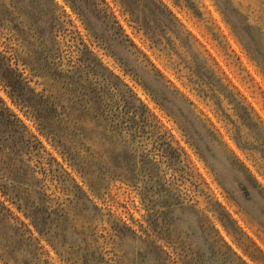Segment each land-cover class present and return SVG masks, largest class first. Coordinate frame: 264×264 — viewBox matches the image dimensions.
<instances>
[{"label":"clouds","instance_id":"9594fccd","mask_svg":"<svg viewBox=\"0 0 264 264\" xmlns=\"http://www.w3.org/2000/svg\"><path fill=\"white\" fill-rule=\"evenodd\" d=\"M173 8L206 14L227 59L262 73L259 115ZM0 264H264V0H0Z\"/></svg>","mask_w":264,"mask_h":264},{"label":"rangeland","instance_id":"374dc122","mask_svg":"<svg viewBox=\"0 0 264 264\" xmlns=\"http://www.w3.org/2000/svg\"><path fill=\"white\" fill-rule=\"evenodd\" d=\"M170 11L175 21L177 22V27H179L183 33L190 36L192 43L202 52V54L207 59L208 64L212 68V71L217 77L220 78L221 82L228 89L229 95L237 99L241 104H243V102H246L251 107L252 111H255L259 115L260 105L257 103V101L262 99V97L259 94L255 95L254 97L253 91L255 86L249 87V85L252 83V81L260 83L262 79V73L247 64V61L244 60L242 54L239 52V49H235L236 55L240 57V63L245 66L247 75L241 72L240 68H238L234 62H231L227 59V57L223 54V51L218 46H216L215 39H213L211 35L205 32L204 23L198 22L195 19L198 14L206 15L204 13H200L199 9L189 8L187 13H182L174 8L170 9ZM208 11L212 14L213 18L216 17L215 10L211 7V5H209ZM113 15L116 17V23L120 25L121 30L128 34V37L132 41L133 45L136 48L140 49L144 53V55L148 57L152 65L163 75L168 77L172 81V83L175 84L176 88L183 92L189 98V100L197 106V108L202 110L204 116L207 117V119L211 121L213 125L219 127L216 117L213 115L212 111L206 108L196 98L195 95L191 94L188 91V89L181 87L179 81H177L175 77L171 75V73L165 70L163 65L159 61H157L152 52L140 44L139 40L136 39V36L132 34V30L128 28L127 24H125L123 20H121L118 12L114 11ZM217 23H219L218 19ZM224 31L226 32L227 30L224 29ZM81 39L85 40L86 38L82 36ZM230 42L231 41L229 39V43ZM233 48H235L234 45ZM100 55L103 57V53H100ZM104 59L106 63L111 65V61L109 58L104 57ZM110 71H112L113 75L117 76L118 79L122 75L118 67H110ZM125 80L129 88L136 87L131 80H127V78H125ZM241 115L245 124L252 123L251 114L247 108L242 109ZM161 122L164 123L166 127H169L167 121L164 118H161ZM220 131L221 133H223L222 128L220 129ZM193 162L198 163L195 160H193ZM204 175L210 187L215 191V185L211 183V178L207 177L206 174ZM216 199L220 203V208L218 209V211H220L221 215L225 217V222L227 223L230 220L243 228V224L240 222L239 217L235 215L233 209L228 206L227 201L224 200V197L218 191L216 193ZM213 223H215V227L219 231L220 235L229 245H231L230 239L225 234L224 227L215 220H213Z\"/></svg>","mask_w":264,"mask_h":264}]
</instances>
